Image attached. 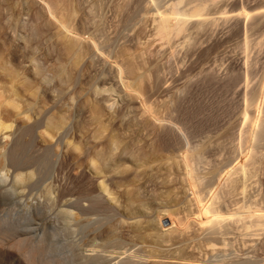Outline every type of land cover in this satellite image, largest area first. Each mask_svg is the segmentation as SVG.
<instances>
[{
    "label": "rangeland",
    "instance_id": "rangeland-1",
    "mask_svg": "<svg viewBox=\"0 0 264 264\" xmlns=\"http://www.w3.org/2000/svg\"><path fill=\"white\" fill-rule=\"evenodd\" d=\"M0 33V264H264V0H0Z\"/></svg>",
    "mask_w": 264,
    "mask_h": 264
},
{
    "label": "bare ground",
    "instance_id": "bare-ground-1",
    "mask_svg": "<svg viewBox=\"0 0 264 264\" xmlns=\"http://www.w3.org/2000/svg\"><path fill=\"white\" fill-rule=\"evenodd\" d=\"M63 1V0H62ZM64 1H66V0H64ZM68 1V0H67ZM70 2V4H71V1H69ZM68 4V3H67ZM69 4V5H70ZM201 4V3H200ZM204 4H205V2H204ZM203 4V5H204ZM72 5V4H71ZM177 4H174V3H172L171 4V6H170V8H172L173 9V11L175 10V7H177L176 6ZM179 5H180V3H178V7H179ZM207 4H205V6H206ZM205 6H204V8H205ZM197 7V6H196ZM203 7V6H202ZM202 7H200L199 6V8H198V11H202ZM203 8V9H204ZM193 9H194V7H193ZM191 10V12L192 11H195L194 13H197L198 11L196 10V9H194V10ZM156 11V10H155ZM178 11V10H177ZM189 11V10H188ZM180 11H178V12H176L178 15H181L180 13H179ZM190 12V13H191ZM203 12V11H202ZM161 13V12H160ZM164 13H166V12H164ZM185 13H186V15H185ZM183 12L182 13V16H185V19H186V17H188L187 16V12ZM201 13V12H200ZM156 14V13H155ZM155 14H154V16H155ZM163 14V13H162ZM174 14V15H173ZM189 14V13H188ZM164 15V14H163ZM172 16H175L176 14H175V12L174 13H172L171 14ZM190 15V14H189ZM192 15V17L194 18V16H193V14H191ZM190 15V16H191ZM160 16V15H159ZM166 16V15H165ZM172 16L170 17V19H173L172 18ZM189 16V17H190ZM200 16V15H199ZM241 16V15H240ZM244 16V15H243ZM156 17H158V14H157V16ZM167 17V16H166ZM181 17V16H180ZM159 18V17H158ZM162 18H164V17H162ZM192 18V19H193ZM178 19V18H177ZM188 19H190V18H188ZM156 20V19H155ZM154 20V21H155ZM162 20H164V23L162 22ZM167 19H161V26H159V24H158V27H160V29L162 30L164 27H165V21H166ZM182 20V19H181ZM191 20V19H190ZM189 20V21H190ZM159 21H155V23H158ZM175 21V20H174ZM177 21H179V20H177ZM177 23H179V22H177ZM176 23V24H177ZM167 24V23H166ZM157 25V24H156ZM164 25V26H163ZM174 25H175V23H174ZM173 25V26H174ZM187 25V24H186ZM162 26H163V28H162ZM169 27V26H168ZM171 27V26H170ZM176 27H178V24L176 25ZM174 28H175V26H174ZM165 29V28H164ZM170 29V28H169ZM168 28L166 29V30H164V31H167V30H169ZM176 29V28H175ZM178 29V28H177ZM175 32H177V31H175ZM162 33H163V30H162ZM165 33V32H164ZM163 33V34H164ZM75 34V33H74ZM165 36V35H164ZM5 35L4 34H1L0 33V39H5ZM65 37H67V36H65ZM75 39H76V37L75 36H73V34H72V36H70V38H66V41L67 42H65V43H68V50H71V48L73 47V43H74V41H75ZM64 41H65V39H64ZM80 42V41H79ZM78 42H76V44H77ZM67 45V44H66ZM74 45H75V43H74ZM36 71V73L38 74L39 72V69H36L35 70ZM63 71V70H62ZM62 73H64V72H62ZM23 79H24V83H23V85H24V87L27 85V84H31L32 83V81L31 80H29L28 78H26V76L25 75H23ZM50 86V85H49ZM143 87V86H142ZM10 90H11V93H12V96L13 97H4L3 96V94L1 95L0 94V108L1 109H3V112L4 113H6V112H13V113H18L19 112V108H20V105H19V102H18V97L20 96V90H19V88H17L16 86H12L11 88H10ZM139 90H140V88H139ZM142 90V89H141ZM106 91V90H105ZM33 93H35V91L33 92ZM33 93H31L30 95H32ZM33 96V95H32ZM261 97V96H260ZM103 98V97H102ZM107 98V97H106ZM259 98V97H258ZM257 98V99H258ZM97 101V100H96ZM99 101V100H98ZM111 101H113V100H111ZM101 102V101H100ZM108 102V101H107ZM110 102V101H109ZM117 102V101H116ZM95 103V102H94ZM98 103V102H97ZM115 103V102H114ZM114 103H111V105L109 106L108 105V107H109V109H112V107L113 106H115V104ZM98 104H96V106H97ZM95 106V105H94ZM93 106V107H94ZM99 107H100V105H99ZM98 107V108H99ZM94 108H97V107H94ZM114 109V108H113ZM96 111H98V109L96 110ZM99 111H100V108H99ZM63 117V116H62ZM26 119H27V117H26ZM31 119V118H30ZM115 119V118H114ZM28 120V119H27ZM62 120H63V118L61 119L60 117H59V119H57V118H54V117H51V118H49V120H47V122H46V125H44V128H43V130L42 131H40V136H41V138H43L44 140L43 141H45L46 142V140L48 139V138H50V136H51V131L52 130H54L56 127H60V126H62L61 125V123H62ZM26 123V122H25ZM24 124V123H23ZM60 124V125H59ZM21 125V124H20ZM18 125V123L16 124L15 122H13V123H7V122H4V121H0V141H1V138L2 139H4V140H6L7 138H9L10 139V136H12V134H13V132H16L15 131V129L17 130V129H20V128H22L23 127V125ZM58 127V128H59ZM57 128V129H58ZM20 130H22V129H20ZM55 131V130H54ZM18 132H20V131H18ZM53 136V135H52ZM51 136V137H52ZM4 137H6V138H4ZM15 137H17L16 136V134H15ZM53 138V137H52ZM51 138V139H52ZM3 140V141H4ZM7 141H9V140H7ZM67 141V143L66 144H64L65 146L67 145V149L66 150H64L65 151V153H67L66 151H68V150H70L71 149V147L73 146V143H72V141H70V140H66ZM2 142V141H1ZM6 142V141H5ZM5 142H2V143H0V145H4V143ZM14 142V141H13ZM65 142V141H64ZM8 145H10V144H8ZM17 145V144H16ZM5 146V145H4ZM14 146V145H13ZM1 148H2V146H0ZM0 148V149H1ZM74 148V150H79V148L78 147H73ZM4 149V147L2 148V150ZM8 149V148H7ZM15 149V148H14ZM13 149V150H14ZM64 149V148H63ZM63 149L61 150L62 152H63ZM13 150H12V152H13ZM125 150V149H124ZM11 151V150H10ZM15 151H18V150H16L15 149ZM15 151H14V153H15ZM9 152V151H8ZM69 152V151H68ZM5 153V152H4ZM18 153V152H17ZM7 154V153H6ZM21 154V153H20ZM61 154V153H60ZM3 155L4 154H0V158H1V156H2V158L0 159L1 160V165H3L4 167H6V161H9L10 159H11V157H12V159H14L13 157V155L11 154V152H9V156H4L3 157ZM17 155V154H16ZM65 156V155H64ZM12 162H13V160H12ZM10 163H11V161H10ZM55 164V163H54ZM94 164V166H95V170L93 169V172H95V174L97 173V175L98 174H100L99 172H100V165L99 166H97L96 164L97 163H93ZM12 165H13V163H12ZM7 166H8V163H7ZM11 166V165H10ZM13 167V166H12ZM3 168V167H2ZM1 168V169H2ZM14 168V167H13ZM94 168V167H93ZM7 169V168H6ZM9 169H11V168H9L8 167V170L7 171H9ZM15 171V170H14ZM13 171V172H14ZM2 172H3V170H2ZM12 172V171H11ZM12 172V178H13V180H14V182H12L13 183V187L12 188H14V184H16V182H18V181H22L26 176H24V175H22V174H20L19 172L18 173H16V172H14L13 173ZM7 174L9 175V173L7 172ZM6 174V172H5V175H4V177H6V178H8L9 176ZM11 175H10V177H11ZM27 176H30V174L29 175H27ZM33 176V175H32ZM9 179V178H8ZM9 182V181H8ZM19 182V183H20ZM103 185V184H102ZM101 185V187L102 188H104V187H106L108 190H105L106 192H103V193H107L108 191H109V188L107 187V186H105V185H103L102 186ZM12 186V185H11ZM18 188V187H17ZM21 189V188H20ZM49 189V188H48ZM19 190V189H18ZM17 190V191H18ZM50 192H51V190H49ZM49 192V193H50ZM109 196H108V198H110V196L111 195H113V196H111V198L109 199V201L111 200V202L113 201V203L115 204V205H117L118 203H119V197H118V195L117 196H114L115 195V193H110V191H109ZM107 194V195H108ZM117 194V193H116ZM18 199V198H17ZM13 201V200H12ZM117 203V204H116ZM15 204V203H14ZM114 205V206H115ZM28 206V205H27ZM30 206V205H29ZM28 206V207H29ZM21 207V206H20ZM19 207V208H20ZM25 207V206H24ZM40 207V206H39ZM21 208H23V207H21ZM12 209V208H11ZM28 209V208H27ZM26 209V210H27ZM45 209V208H44ZM8 210V209H7ZM21 211H22V209H20ZM12 211V210H11ZM28 211V210H27ZM6 212V211H5ZM25 212V211H24ZM10 213V212H9ZM8 213V214H9ZM17 213H20V212H18L17 211ZM22 213V212H21ZM20 213V214H21ZM29 213V212H28ZM8 214L7 215H5V216H8ZM20 214H18V217H20L19 215ZM64 214L66 215V216H72V217H74L75 218V215H74V213L72 212V210H70L69 208L68 209H66L65 211H64ZM11 215H13V214H11ZM29 215H30V213H29ZM34 215H35V213H34ZM24 216V215H23ZM26 216H27V214H26ZM16 217V216H15ZM31 217V216H30ZM30 217H29V219H30ZM15 219V218H14ZM13 219V220H14ZM27 219V218H26ZM32 219V218H31ZM30 219V220H31ZM65 219H66V217H65ZM17 221V220H16ZM18 221H21L20 219L18 220ZM23 222V224H24V221H22ZM26 223V222H25ZM35 223V222H34ZM1 224V223H0ZM17 224V223H16ZM18 224H20V223H18ZM0 226H2V224L0 225ZM19 226V225H18ZM27 226V225H26ZM262 226V225H261ZM21 227V226H20ZM23 227V226H22ZM35 227V226H34ZM1 228V227H0ZM33 228V227H32ZM36 228V230H37V227H35ZM260 228V227H259ZM44 229H45V227H44ZM262 229V228H261ZM2 229H0V245H4V239H3V235H5L4 234V232H3V234H2V231H1ZM30 230V229H29ZM33 230H35L34 228H33ZM263 230V229H262ZM38 231V230H37ZM260 231V230H259ZM48 232V231H47ZM64 232V231H63ZM43 234V233H42ZM44 235V234H43ZM71 235H73V234H71ZM74 236V235H73ZM73 236H70V239H72V237ZM75 237V236H74ZM73 237V238H74ZM54 239V238H53ZM73 240V239H72ZM23 241H25L24 239L22 240V242ZM70 242H71V240H70ZM17 245L18 244H20V241H18V243H16ZM25 244H26V242H25ZM7 245H8V247H12V248H14L16 245L14 244V243H7ZM38 246V245H37ZM36 246V247H37ZM40 246V245H39ZM18 247H19V245H18ZM28 248V247H27ZM34 248V247H33ZM38 248V247H37ZM21 249V248H20ZM31 249V248H30ZM30 249H28V250H26V251H24L23 249H21V251H24L25 253L23 254V256H24V258L23 259H25V261H27V262H29V263H35L36 264V260H39V254L42 252V251H40L41 249H42V247H41V249H35L34 248V250L32 249L31 251H29ZM91 250V249H90ZM97 250V249H96ZM27 251H29V253L27 252ZM88 251V250H87ZM38 252H40V253H38ZM23 253V252H22ZM37 253H38V255H37ZM18 254H20V253H18ZM152 254H153V256H152ZM40 255H42V254H40ZM43 256V255H42ZM41 256V257H42ZM70 256V255H69ZM151 260H149L148 262H146V263H144V264H164V262L162 261V259H161V257L160 256H158V254L157 253H151ZM20 257H22V254L20 255ZM95 257V256H94ZM87 258V257H86ZM90 258V257H89ZM93 259V258H92ZM19 260H21V259H19ZM43 260V259H42ZM128 260H130V258L128 259ZM128 260H126V261H128ZM40 261H41V258H40ZM40 261H39V264H41L40 263ZM44 261V260H43ZM69 261V260H68ZM85 261V260H84ZM89 261V260H88ZM122 261V260H121ZM120 261V262H121ZM95 262V261H94ZM119 262V261H118ZM119 262V263H120ZM132 262V261H131ZM88 263V262H87ZM124 263H126V262H124ZM38 264V263H37ZM47 264V263H46ZM75 264H80V263H75ZM83 264H85V263H83ZM88 264H90V262L88 263ZM93 264V263H92ZM114 264V263H113ZM121 264V263H120ZM128 264H129V262H128Z\"/></svg>",
    "mask_w": 264,
    "mask_h": 264
}]
</instances>
